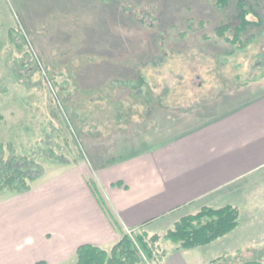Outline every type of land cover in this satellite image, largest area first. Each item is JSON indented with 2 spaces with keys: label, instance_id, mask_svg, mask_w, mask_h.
Returning <instances> with one entry per match:
<instances>
[{
  "label": "rangeland",
  "instance_id": "374dc122",
  "mask_svg": "<svg viewBox=\"0 0 264 264\" xmlns=\"http://www.w3.org/2000/svg\"><path fill=\"white\" fill-rule=\"evenodd\" d=\"M236 1L219 12L214 0H0V92H4L0 142H19L18 149L25 155L48 147L62 154L58 132L52 133V141H42L52 125L67 121L62 112L71 116L65 112L72 109L63 98L62 79L74 82L75 78L74 95L77 81L82 80L80 87L86 88L80 92L84 100L78 101L80 109L72 123L78 145L85 151L78 162L91 169L113 157L164 145L262 96L264 80L249 87L241 82L259 76L253 66L264 52V33L228 57L226 51L235 47L217 37L218 25L237 13ZM253 2L264 19V0ZM17 26L53 78L52 94L28 90L17 82L16 52L11 53L6 40L7 30ZM226 36L232 39L229 33ZM62 72L66 76L60 77ZM237 74L243 81H234ZM149 89H154V96ZM103 90L112 93L108 101L114 105L97 98ZM61 167L46 162L45 177ZM257 185L264 187V177ZM172 221L166 231L145 229L149 238L160 235V247L169 252L175 245L164 236L174 227ZM124 233L135 240L143 231ZM248 245L254 247L251 253L224 256L213 264H264V242ZM213 255L205 249L201 258L196 255L186 261L203 264ZM137 264L160 263L142 256Z\"/></svg>",
  "mask_w": 264,
  "mask_h": 264
},
{
  "label": "crops",
  "instance_id": "0c3cea01",
  "mask_svg": "<svg viewBox=\"0 0 264 264\" xmlns=\"http://www.w3.org/2000/svg\"><path fill=\"white\" fill-rule=\"evenodd\" d=\"M61 168L26 194L0 195V264L73 263L83 245L113 247L118 227L166 231L169 220L226 205L241 210L235 231L207 247L172 249L163 264H195L186 259L205 249L214 255L203 264H213L264 242V94L115 164Z\"/></svg>",
  "mask_w": 264,
  "mask_h": 264
},
{
  "label": "trees",
  "instance_id": "16d2710c",
  "mask_svg": "<svg viewBox=\"0 0 264 264\" xmlns=\"http://www.w3.org/2000/svg\"><path fill=\"white\" fill-rule=\"evenodd\" d=\"M231 1L214 0V6L221 12L230 6ZM257 5L258 3H254L253 0H237V13L228 22H222L218 25L217 37L224 40L225 43L227 41L231 47H235L233 50L226 51L225 56L228 57L236 51L244 50L259 32L260 35L264 33V19ZM227 33L232 36V39L227 38ZM6 40L11 46V53L12 51L16 52L13 59V73L17 82L24 85L28 90L52 94L54 80L47 73L45 66L41 65L38 55L30 48L23 30L18 26L8 29ZM256 59L253 72H259V76L257 77L255 74L254 76L256 77L245 78L243 81L244 77L241 74H237L235 82L243 81L241 82L243 87H249L258 83V81L264 80V52L258 54ZM69 75H73V72L69 71ZM59 76L64 77L66 73L62 72ZM75 81V78L74 82L62 79V95H64L63 98L68 104V108L72 109L69 113L65 112L68 115L71 114V118L62 112L67 121L63 120V126L59 124L57 127H53L54 125H52L49 132L46 133V138L42 140L52 141V133L54 131V133L58 132L57 137L62 140V154H58L53 148L48 147L46 149L40 148L39 151L34 150L33 153L25 155L18 149L19 142L17 144L11 140L0 142V195L6 193L22 195L30 192L34 185L45 177L46 162L70 166L80 163L78 162L79 160H83L85 156H83V152L85 151L78 145L72 120L77 113V109H80L78 101L80 98V101L83 102L84 100L80 92L86 90V88L82 89L80 87L82 80L77 81L79 88L76 89L77 92L74 95L71 88L73 89ZM141 85H145L144 82ZM153 91L154 89H149L148 92L152 93ZM3 93L0 92V95ZM220 93V97H223L224 91ZM100 94L97 97L98 99L107 100L105 103L109 106L110 104L114 105V102L108 101L113 99L111 92L103 90ZM165 94L163 97L167 96ZM152 95L154 96V93ZM153 101L154 99L150 102L151 105L154 104ZM98 103L100 104L101 102L98 101ZM62 106H64L63 103ZM98 108L100 109L101 107ZM63 109L65 108L63 107ZM3 119L0 113V122ZM49 143V146L52 145V142L49 141ZM58 147L61 150L60 144H58ZM63 149H66V152H63ZM127 156L113 157L107 160L103 167L115 164ZM90 184L92 185V182ZM240 216V208L233 205L218 208L203 207L196 214L180 218L174 227L166 233L164 239L173 243L175 245L174 251L177 252L207 247L235 231L239 227ZM118 230L121 232L122 237L112 248L105 249L93 245L79 247L75 255V264H137L142 256L155 258L160 264L164 262L169 250L160 247L159 242L162 239L160 235L156 234L149 238L147 233L143 231L134 240L121 231L119 227ZM37 264L46 263L40 262Z\"/></svg>",
  "mask_w": 264,
  "mask_h": 264
},
{
  "label": "built area",
  "instance_id": "2783aa9c",
  "mask_svg": "<svg viewBox=\"0 0 264 264\" xmlns=\"http://www.w3.org/2000/svg\"><path fill=\"white\" fill-rule=\"evenodd\" d=\"M127 232H130V231H127Z\"/></svg>",
  "mask_w": 264,
  "mask_h": 264
}]
</instances>
